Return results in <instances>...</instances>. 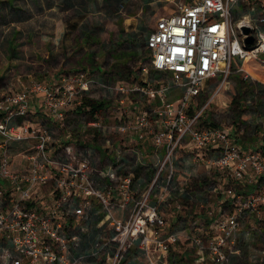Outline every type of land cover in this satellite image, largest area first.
<instances>
[{
	"label": "built area",
	"instance_id": "built-area-1",
	"mask_svg": "<svg viewBox=\"0 0 264 264\" xmlns=\"http://www.w3.org/2000/svg\"><path fill=\"white\" fill-rule=\"evenodd\" d=\"M159 1L172 3L174 8L159 17L148 34L149 67L143 66L142 71L151 68L170 73L173 82L158 88L133 89L159 100L160 106L153 110L159 126L152 125V115L147 109L131 110L124 99L112 110L119 116L113 125L118 132L132 131L141 139L150 134L162 152L153 177L142 192L135 194L132 173L114 168L103 176L110 181L108 188L97 186L87 156L69 142L55 152L49 129L30 122L31 117L38 115L64 122L68 113H75L87 118L86 128L112 127L106 123L111 115L109 110L89 111L91 105L87 103L93 101V95L88 94L90 89L95 84L106 87L98 83L94 73L62 71L55 79L32 80L23 88L0 96L3 136L0 178L11 181L18 193L9 206L0 207L3 264H23L24 259L30 264H79L78 259L69 258L71 251L80 247V239L70 233L66 215L73 211L78 216V225L83 223L80 229L87 230L91 214L86 209L94 203L98 206L94 213L103 226L92 246L97 251L109 245L110 264H123L125 253L134 246L150 264H170L167 256L171 243H177L179 236L168 229V220L161 214L159 205L176 187L177 152L183 145L203 152L200 159L207 170L237 182L245 177L249 183L256 182V177L264 174V149L244 150L224 126L204 125L202 113L209 101L199 111L191 110L206 82L215 80L222 86L237 72L245 79L251 78L241 63L264 52L263 0ZM242 5L247 8H241ZM235 11L242 12L239 18L235 17ZM242 26L251 27L255 38L252 44L245 43L247 35L243 34ZM172 87L181 90L176 102L167 99ZM115 89L126 90L122 85ZM22 141H30L32 145L30 152L25 153L28 165L14 170L9 157L11 145ZM214 189L220 191L221 185ZM230 204L232 211L226 210L212 220V231L201 227L189 236L197 253L207 254L214 264H230L237 252L243 218L247 212L259 214L264 205V185L249 192H237ZM128 205L131 206L128 216L114 217V209ZM183 205L179 202L176 207L182 209Z\"/></svg>",
	"mask_w": 264,
	"mask_h": 264
},
{
	"label": "rangeland",
	"instance_id": "rangeland-1",
	"mask_svg": "<svg viewBox=\"0 0 264 264\" xmlns=\"http://www.w3.org/2000/svg\"><path fill=\"white\" fill-rule=\"evenodd\" d=\"M173 8L174 4L159 0H0V96L32 80H52L62 71L82 70L94 73L99 80H108L109 86L125 87L123 92H111L99 84L90 89L88 94L93 95V100L107 102L108 110L117 109L118 100L125 95L144 103L137 108L129 101V109L157 106V101L148 105L151 98L133 89L158 88L173 82L170 73L151 68L147 73L142 71L143 66L149 67L147 36L158 18ZM241 14L235 11V17ZM263 56V52L258 54L259 58ZM239 77V72L233 73L222 86L215 80L206 82L192 107L199 111L209 101L202 113L203 124L222 125L231 133L237 131L243 143L254 147L264 140V105L256 104L258 100L264 102V86L254 85L253 94L245 87L246 95L240 98ZM145 78L150 79L149 86L142 83ZM246 82L250 86L255 81ZM42 117L33 116V120L40 121ZM193 187L197 188L195 183ZM178 199L174 193L167 197L164 208L168 213ZM4 248L0 245V264L5 261L1 257ZM230 264H264V260L246 257L235 262L231 257Z\"/></svg>",
	"mask_w": 264,
	"mask_h": 264
},
{
	"label": "crops",
	"instance_id": "crops-1",
	"mask_svg": "<svg viewBox=\"0 0 264 264\" xmlns=\"http://www.w3.org/2000/svg\"><path fill=\"white\" fill-rule=\"evenodd\" d=\"M262 2L264 5V0ZM241 66L250 74V80L255 81L254 85H256V88L264 86V56L262 58L250 56L242 61ZM145 72L147 73V71ZM97 80L98 83L105 84L106 87L104 88L110 89L111 92L115 90V87L109 86L108 80L104 81V79L99 80L98 78ZM149 80L147 78L143 79L144 85L148 84L149 86L151 84L148 83ZM152 84L154 85V83ZM140 93L143 96V93ZM180 94V88L172 87L167 95V99L176 102ZM122 99L126 100L127 103L132 101L129 95H125ZM155 101L158 102L157 106H160L158 99L149 98L148 105L152 106ZM132 103L137 108L144 105L142 101L138 100L132 101ZM104 104L102 111H107L109 104L107 102H104ZM157 106L147 109L152 115V125L156 127L159 124L155 121L153 110ZM192 106L195 107L193 102L191 110L194 109ZM34 108H36L35 105ZM37 108H41V106L39 105ZM112 110L113 108L109 110L111 115L106 123L113 127V125L117 124L116 117L119 116ZM89 111L94 112L91 106ZM129 116H131V113ZM40 120L37 123L31 118L30 122L34 126L43 125L49 129L52 134L51 146L55 152L61 151L69 142L73 144L81 155L87 156L91 160L95 183L101 188H108L110 181L103 176L107 170L114 168L122 173H132L134 175L133 187L137 193L142 192L149 185L155 167L162 157V152L154 145L150 134L141 139L135 132L120 133L114 127H108L106 130H98L92 127L86 128L85 121L87 118L83 117L82 114L75 113H68L64 122L52 121L46 119L44 116ZM229 134L236 144L244 150L257 149L264 146V140L257 142L254 147H251L237 137V131L233 133L229 132ZM108 140L110 144L107 143ZM2 141L3 136L0 134V145ZM31 147L30 141L12 143L9 153L12 169L21 170L28 165L25 153L30 152ZM1 151L2 148L0 147V154ZM202 153L200 150L190 149L187 144L178 150L177 162L179 172L175 179L176 187L170 196L174 193L180 199L172 203V212L170 213L164 208L166 200L159 205L161 214L168 220V229L176 232L179 236L177 243H171L167 256L170 264H214L207 257V254L206 256L197 253V249L192 245L189 236L192 233L198 232L201 227H208L212 231L214 228L212 220L226 210L232 211L230 202L237 192H249L255 189L256 186L264 185V174L257 176L256 182L252 181L249 183L248 177L237 182L226 175L215 173L214 170H207L205 164L200 159ZM194 183L197 188L193 187ZM217 184L221 185L220 191L214 189ZM17 194V190L11 181L0 178V207L9 206ZM179 202L184 204L182 209L176 207ZM74 204L77 207L80 206L78 203ZM97 208V204L94 203L90 209H86L87 213L91 214L87 230L80 229L83 223L78 225V220H76L78 216L73 211L67 212L66 215V224L70 233L77 234L80 239V247L74 248L69 258L78 259L79 264H110V246L106 245L104 248L97 250L98 252L92 246L96 241L95 236L102 230L103 226L99 222L100 219L94 213ZM130 210V205L126 208L117 207L114 209L113 215L117 218H123L128 216ZM241 224V234L236 244L237 252L232 255L234 261L237 262L246 257L249 259L257 257V261H263L264 205H261L259 214L247 212ZM23 264H30V262L28 259H24ZM123 264L150 263L138 247L134 246L125 253Z\"/></svg>",
	"mask_w": 264,
	"mask_h": 264
},
{
	"label": "trees",
	"instance_id": "trees-1",
	"mask_svg": "<svg viewBox=\"0 0 264 264\" xmlns=\"http://www.w3.org/2000/svg\"><path fill=\"white\" fill-rule=\"evenodd\" d=\"M241 76L242 77H239L240 79L237 80V86H238V92H239L240 98H243L246 95V93H244V90H243L245 87L248 88L247 90H248L249 94H253L255 91V88H254V84H251L249 86V82L248 83L246 82L247 80H250V78L245 79L243 77V75H241ZM142 83L144 84V82H142ZM259 103L261 105H264V102L261 100H258L256 104H259ZM87 104L91 105V107L93 108L94 111L103 110L104 105H105L103 101H89ZM260 110H262V108H260ZM261 113L264 114V108H263ZM262 149H264V146L262 147Z\"/></svg>",
	"mask_w": 264,
	"mask_h": 264
},
{
	"label": "water",
	"instance_id": "water-1",
	"mask_svg": "<svg viewBox=\"0 0 264 264\" xmlns=\"http://www.w3.org/2000/svg\"><path fill=\"white\" fill-rule=\"evenodd\" d=\"M241 30L243 32V34L247 35V37L245 38V43L246 44H252L255 40L254 36L252 35V29L249 26H242Z\"/></svg>",
	"mask_w": 264,
	"mask_h": 264
}]
</instances>
